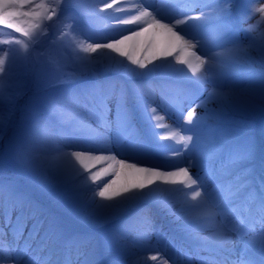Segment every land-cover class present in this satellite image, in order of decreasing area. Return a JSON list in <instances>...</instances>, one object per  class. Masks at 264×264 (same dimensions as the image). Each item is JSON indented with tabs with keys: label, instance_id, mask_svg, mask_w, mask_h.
I'll return each mask as SVG.
<instances>
[{
	"label": "snow or ice",
	"instance_id": "obj_1",
	"mask_svg": "<svg viewBox=\"0 0 264 264\" xmlns=\"http://www.w3.org/2000/svg\"><path fill=\"white\" fill-rule=\"evenodd\" d=\"M178 2H182L186 6L179 10L170 7L171 4ZM53 3L55 7L46 9L49 20L53 16L59 18L64 13L69 0H63V4L61 0H53ZM114 3L116 0H113L112 3L105 2L99 11L104 12L105 9L112 8ZM141 3L143 8L139 11L138 16L133 17L132 20L113 17L115 24L138 22L143 16L151 17V23L143 27L138 25L139 30L119 29L120 32H130V34L122 35L120 39H113L108 43L90 44L85 50L96 52L101 48L111 49L121 56H127L131 63L138 64L140 68H144L145 65L134 58L133 52L136 49L146 51L153 58H156L157 55L168 57L177 50L185 53L184 58L177 62L186 65L192 71L194 80L187 77L182 69H173V71L185 79L192 80L201 90L210 89L208 95L203 99H200L199 96L189 99V103L194 106L189 108L184 117L186 124H190L191 127L182 128V130L190 132L191 135L186 138L181 137L187 141L183 151L194 153V155L188 159L184 167H179L173 172L161 173L156 167H139L138 165L142 161L135 156L128 155L122 144L109 142L99 145L90 139H80L81 135L98 136L99 127L108 126L113 122L125 125L135 132L132 110L128 106L123 91L117 92L111 87L100 86L93 89L64 92L52 97L49 104L50 110L53 112L71 110L77 120V128L73 133L67 134L63 130L53 129L43 118L36 117L33 127L14 139L13 161L16 167L36 186L53 198L66 200L71 204L73 212L85 221H91L93 218H111L125 212L140 201L155 198L158 190L153 189L150 185L160 178H163L165 183H186L192 189V199L195 200L196 197H200V199L195 203L186 202L185 204V209L189 214L193 209L199 211L194 220H188L185 225V229L192 235L193 241L198 243L195 244L191 252L182 253L184 264H225L228 257L220 256V253L224 249L228 233H235L237 238L245 244V249L237 259L231 261V264H255L254 260L246 257V252L249 244L257 243L261 254L264 255V184L261 185V194L256 209L258 220L252 221V225L257 222L261 224L259 233H256L252 225L245 230L243 220L236 222L230 220L229 212L226 211L227 202L234 195V190L249 186L251 169H242L227 184H216L214 187H209L212 177L199 172L193 174L190 169L198 167L200 163L201 158L195 153L200 147L201 125L204 120H220L228 113L247 117L254 113L258 99L264 101V73L258 80H249L244 83H237L234 80L238 72L252 71L256 64L264 67V32L260 33L261 43L258 45L255 40L247 45L242 44L234 34L231 39H228L230 29L224 21L234 5V0H211V4L214 5L211 12L201 11L197 16H188L186 13L191 11V7L197 6L198 0H162V3L166 5L162 7H155L154 2L149 3L148 0H141ZM247 4L260 5L246 10L245 14L246 19H251L259 14L256 24L251 25L247 30L254 32L264 25V0H242V5L246 6ZM149 7L152 8L151 12L147 10ZM40 8H45V5L43 3L33 4L32 0H0V25L21 33L25 37H30V29L33 28H39L41 32H46V26L39 23L41 14L37 9ZM87 14L94 16L97 13L90 10ZM180 16L183 18H179ZM192 20L219 25L218 39L220 43L214 47L204 48L200 37L191 32L192 29L200 28L201 25L190 24L189 22ZM24 23H27L28 27H23ZM69 28L71 30L72 26L69 25ZM57 39L65 40L70 47L72 46V41L68 40L67 33H61ZM32 42H35L34 37ZM126 42H132L133 52H128L125 47H122L126 45ZM16 43H21V41H16ZM23 47L25 51L22 58H27L29 45L24 44ZM216 48L219 50H215ZM188 49L201 50L197 54L196 51L189 53ZM253 49L258 51V56L251 54ZM0 52H4V55L0 56V79H3L4 76L11 78L14 75L17 58L12 56L6 62V57L10 53L3 49H0ZM191 57H195V65H193ZM74 65L72 75L58 78L57 82L63 83L84 75H95L101 70L120 71L121 68L130 78H138L143 75L135 69L123 67L119 62H117V67L113 68L110 65L99 64L94 60L84 61L79 56L75 57ZM201 69L203 70L200 71ZM211 102H215L220 107L208 109L207 105ZM135 107L141 111L145 119H148L147 102L139 94H136ZM197 107L205 108L206 112L204 116L196 117L193 120ZM152 112H155V109H152ZM113 113L114 120H110L109 117ZM8 119L10 120L11 116ZM93 124H96L97 127L94 128ZM7 126L8 121L0 114V137L4 135ZM34 128L42 131L45 137L55 145V155L39 157L30 152L29 146L34 139ZM229 132L234 134V130H229ZM66 148L73 150L65 151ZM104 151H115V154L108 156L95 154ZM117 155L122 158L117 159ZM254 156L255 144L249 139L238 143L232 149L224 167L230 169L251 161ZM129 159L133 162H128ZM109 161L114 162L118 167H114L113 163L108 164L112 179L103 182V187H101L98 181H103V175L107 174L108 169L93 171V168L97 164ZM6 163L5 156L0 154V167ZM53 173L55 179H53ZM178 177L184 179L178 180L176 179ZM88 192L92 194L86 197L85 193ZM4 196L13 205L29 204L33 207L34 216L42 211L26 192L17 190L12 185L0 184V197ZM96 196L104 198L108 202L99 201ZM249 199H256L255 192L250 193ZM236 213L237 210L233 208L231 215L235 216ZM9 219L10 217L6 216V224L9 223ZM19 219L20 217H18ZM42 226L43 221L36 222L37 231ZM17 230L19 229L17 228ZM204 232H208L209 235L201 236L200 234ZM250 235L253 237L251 240L248 239ZM138 239L146 242L144 233H141ZM74 242L83 243V240L78 238ZM210 242L214 247L210 246ZM28 247L29 245L26 244L23 249H19L14 244L0 240V264H47V258L41 261L39 257H35L26 261L24 256ZM201 252L215 253V255L202 256ZM148 259L159 260V264H168V260L160 256L159 253ZM134 264H146V261L138 260ZM261 264H264V261Z\"/></svg>",
	"mask_w": 264,
	"mask_h": 264
},
{
	"label": "rangeland",
	"instance_id": "obj_2",
	"mask_svg": "<svg viewBox=\"0 0 264 264\" xmlns=\"http://www.w3.org/2000/svg\"><path fill=\"white\" fill-rule=\"evenodd\" d=\"M61 2L63 4V0ZM105 2L112 3L113 0H69L64 13L59 18L53 16L49 20L46 9L55 7L53 0H32L33 4L43 3L45 5V8L37 9V11L41 14L39 23L46 26V32H41L39 28H33L30 29V37H25L14 30L8 31L3 25L0 26V49L10 53L6 57V62L12 56L17 58L14 75L11 78L4 76L3 79H0V114L8 121L7 129L4 135L0 137V154H3L7 160V163L3 167H0V184L12 185L17 190L26 192L30 199L42 209L41 212L34 216L33 207L29 204L26 203L23 207L13 205L6 196L0 197V226L11 228L13 238L17 234L19 235L17 228L26 226L29 230L25 234L24 239L20 240L23 242H26L25 240H28L33 233L38 237L36 240H30L28 250L32 257H29V253L25 254L24 259L26 261L33 258V256L40 259L44 256L47 257V264H55L59 251L66 249L67 242L70 241L75 244L77 252L75 256L70 255L71 261L67 262L74 264L75 259L78 258V262L82 259L83 261L86 260V264H95L97 261H100L99 264H104L99 257L103 256L106 260L109 258L107 251L109 243L114 242L116 245H125L130 241L133 242L132 235L129 233H134V231L126 229L121 214L107 219L93 218L91 221L82 220L73 212L71 204L66 200L53 198L36 186L16 167L12 158L14 139L25 130L33 127L36 117L43 118L50 127L57 131L63 130L65 133L66 131L73 133L77 128V120L71 110L65 109L57 112L50 110L49 104L51 98L60 93L106 86L115 89L117 92L123 91L126 98L128 92L136 94L142 86L150 87V83L153 80H156L157 83L165 81L167 84H170L169 82L178 76V73L174 72L173 68H158L154 66L152 69H147V62L142 55L136 56L133 53L135 59L144 63V68H140L138 64L131 63L127 56H121L117 53L112 54V50L108 49V54L103 57L106 65L115 68L117 67V62H119L123 67L135 69L138 73H143V75L138 78H130L128 74L123 72V68H121L120 71L101 70L90 80L87 78L79 82H70L69 80L63 83L57 82L58 78L72 75L76 56H79L84 61L92 60L94 52L85 50L88 49L90 44L108 43L113 39H120L123 35L119 34L116 37L112 35L116 27L115 21L108 16V9H105L104 12L99 11L103 8ZM203 5L204 7L191 10L186 15L197 16L201 11L209 13L212 7H214L211 4V0H204ZM161 6L166 5L161 3ZM181 6V2L170 5L175 10H178ZM90 10H94L97 14L94 16L88 15L87 13ZM231 12L235 13V15L230 17ZM245 14L244 5H242L241 0H238L236 6L234 4L231 7L230 13L224 21L230 29L228 39H231L232 34H234L242 44L247 45L249 42L255 40V43L258 45L261 43L260 33L264 32V25H261L254 32H248L249 27L256 24L259 14H256L251 19H246ZM179 18H183V16ZM81 20L87 26H83ZM189 23L200 24V28L207 29L206 37L208 41L215 44L220 43L218 39L219 25L206 24L200 20H192ZM69 25L72 26L71 30ZM22 26L28 27V24L24 23ZM200 28L197 29L203 31ZM72 30H83L86 35L82 34L80 38L75 40L68 39L72 41L71 47L67 41L57 39L61 33L69 34ZM33 37L35 39L40 37V43H38L39 41L33 43ZM16 41H21V43H16ZM24 44L29 45L27 58H22L25 51ZM251 54L253 56L259 55L255 49L252 50ZM3 55L4 52H0V56ZM262 68L264 67L256 64L252 71L238 72L234 80L237 83L258 80L262 73H264L261 70ZM174 69H180V67L178 66ZM180 80L188 82L190 85L195 84L191 80L183 78ZM209 90H202V95L207 96ZM140 96L144 97L143 94H140ZM152 97H154L153 93ZM219 107L215 102L207 105L208 109H217ZM263 113L264 101L258 99L256 109L250 116L245 117L240 114L228 113L220 120L209 119L211 121L209 123L212 129L211 135L215 137V140L207 138L206 135H202V139L207 143H222L219 149L223 150H219L218 147L207 149L208 153L215 154L214 156L219 161H223L222 167L218 170V172H222L219 175L226 172L235 176L242 169L250 168L248 163L253 159L230 169L224 167L230 152L238 143L250 139L255 144V153L258 152V146L259 150L263 148L260 152L264 157ZM259 115H261V118L256 121ZM9 116H11L10 120L8 119ZM229 130H234V134L230 133ZM247 135L249 136L246 137ZM33 136L34 139L29 146L30 152L33 155L39 157L55 155L53 143L45 137L42 131L34 128ZM134 155V152H132V156ZM142 155L140 152H137L135 157L142 158ZM205 160L209 161V158H205ZM130 162L133 161L130 160ZM138 166L148 167L141 165V163ZM53 179H55L54 173ZM6 216L10 217L8 224L5 223ZM18 217H20L19 220ZM37 221H43V226L38 231L36 229ZM256 233L259 232L256 231ZM37 234L41 235L37 236ZM78 238L82 239L83 243L74 242ZM248 239H253L252 235ZM99 243L102 246V253L100 250L98 252L94 250V247ZM251 244L256 245L257 243ZM257 246L259 245L257 244ZM57 263L61 264V262Z\"/></svg>",
	"mask_w": 264,
	"mask_h": 264
},
{
	"label": "bare ground",
	"instance_id": "obj_3",
	"mask_svg": "<svg viewBox=\"0 0 264 264\" xmlns=\"http://www.w3.org/2000/svg\"><path fill=\"white\" fill-rule=\"evenodd\" d=\"M154 6H158V4H155ZM247 6H249L248 10H250L251 8L258 7L259 4H247ZM117 9H120V11H117ZM140 10H142V6L139 0H116V3L113 4V7L108 9V16H110L112 19L113 17H120L122 19L132 20L133 17L139 15ZM148 23H151V17L143 16V17H140L138 22L129 23V24H121V25L115 24L116 27L112 35L115 37L119 34L129 35L130 32H120L119 29L123 28V29L139 30V27L146 26ZM191 32L200 37V39L203 42L204 48L215 46L213 45V43L208 42V40L205 38L206 35L205 33H203V31L201 30L199 31V29H192ZM81 35L82 34L80 30H72L68 34V39L75 40V39L80 38ZM122 47H125V50L128 52H133L132 42H126V45ZM200 50L201 49H195V50L188 49L187 51L189 53L192 51H196L197 54H199ZM215 50H218V48H216ZM108 52H109L108 49H104V48L97 49L96 52H94V57L92 58V60L97 61L99 64L106 65V62L104 61L103 57L107 55ZM111 53L115 54L116 52L112 51ZM133 53L136 56L142 55L145 58L147 62V69H152L154 68V66L158 68L166 67V68L174 69L175 67L179 66L180 69H182L184 73H186L187 77H190L192 78V80H194L192 71L186 65L177 62L179 59L184 58V55H185V53L179 50H177L176 52H174L172 55L168 57H162L160 55H157L156 58L149 56V54L146 51H143L140 49H136ZM191 59H192L193 65H195L196 64L195 57H191ZM202 70L203 69H201L200 71ZM96 75L97 73L95 75H84L78 79L69 80V81L79 82L82 79L92 78ZM178 76L180 78L185 79L179 73H178ZM196 86L200 92L201 89L199 88L197 84ZM150 88H152V86ZM150 88H142V92H147L146 90H151ZM174 89H178V91L182 93L181 96L184 98L183 99L184 101L183 103L179 102L180 105H178L175 111L172 112L173 116L168 111L161 108L160 107L161 105L157 104L155 102L156 101L155 99L151 97H147L148 100H145V101L148 102L147 103L148 119H145L141 111L135 107L136 98L133 97L127 102L129 103V108L132 110L133 124L135 125V132H133L131 129H129L125 125H122V124L118 125L113 122L110 124V127L101 126L100 129H98L99 131L98 136H95V137L83 136L82 139H85V140L90 139L99 145L107 144L109 142H111V144H117V143L122 144L124 149L127 151L128 155H131L133 150L139 151V150L146 149L147 153L154 154L156 158H161V161L157 162V165L159 166V168H161V170H159L161 173L173 172V171H176V169L179 167H184L188 159L192 157L194 153L183 151L187 141L186 139H181V137L186 138L187 136L191 135V133L188 131L182 130V128L186 129V128L191 127L190 124H186L184 117L187 115V111L189 110V108L194 106V104L189 103V99L197 96V94H195L194 92H189L187 90L185 91L184 89L176 85ZM198 90H197V93H198ZM201 97L202 96H199V98ZM152 109H155V112H152ZM205 112H206L205 108L197 107L196 116H194L192 119L195 120L196 117L204 116ZM109 119L114 120V113L110 115ZM210 122L211 121L209 119H206L202 122L200 135H206L207 137L213 139L214 137L211 135L212 132H210L211 130V127L209 125ZM94 125L96 124H93L92 126ZM153 133H156L158 135H154ZM205 143L207 142H205L201 138L200 147L195 153V155L199 156L201 159H200V163L198 167H194L190 169V171L193 174H196L197 172H199L202 175L203 174L208 175L212 173L211 170H212V166L214 165V163L208 164L203 160V157L207 156L205 151L206 149H208L204 145ZM52 145L55 149V145L54 144ZM220 145L221 144H215L214 146L219 147ZM64 150L71 151L73 149L66 148ZM95 154L108 156V155H114L115 151L113 152L104 151V152H98ZM120 158L122 157L120 155H117V159H120ZM130 160L131 159H129L128 162H130ZM140 160L142 161V159ZM109 163H113L114 167H118V165H115L114 162L109 161V162H103V163L97 164L96 167L93 168V171H98L100 169H108L107 174L103 175V181L102 182L98 181L101 187H103V182H107L108 180L112 179L111 169L108 168ZM176 179L179 180V179H184V178L178 177ZM229 180H230L229 177L219 178V176L218 177L213 176L209 184V187H214L216 184H227ZM150 187L158 190L155 198L140 201L133 207L121 213L123 216V219L126 220L127 225L129 226V228H131L130 230L134 231V234H132L133 235L132 240L135 242H133L134 245L131 243H129V245L127 244L116 245L114 242L109 243L107 246L108 247L107 251L111 259L110 263L112 264H134L135 261L139 260L141 262L146 261V264H159V260L152 261L151 259H148L150 256L157 255L159 253L160 256H163L164 259L168 260V264H184V263H179V262L176 263L174 262V260L169 258L168 256L169 252L175 249V247L172 248L174 244L169 243L170 247H168L169 250L167 253L161 250L156 240L157 236L154 233L152 234V231L150 228V222H151L150 215H152L151 211L149 212L150 208H152L153 211H160L161 213L165 214V217L168 220V222L176 230H179L182 233V235H184L188 239V240L183 239L184 241L183 240L182 241L184 244L188 245V247L190 248V251H192L195 244L198 243L196 241H193L192 235L185 229V225L188 222V220L190 219L194 220L199 210L193 209L191 210V213L189 214L188 211L185 209V204L186 202L195 203L196 201L200 199V197H196L195 200H193L192 199V196H193L192 189L190 186H187L186 183L185 184L172 183V182L165 183L163 178L158 179L154 184L150 185ZM242 190L243 189L234 190V195L227 202L226 211H232L233 208L237 210L239 208V211L241 213L242 205L237 206V203L239 200V199L237 200V198L241 194ZM260 190H259V193L261 194ZM97 191H99V189H97ZM248 193L249 192H247V194ZM91 194L92 193L88 192V193H85V196L87 197ZM259 196L260 195H256L255 201L257 204L259 203ZM96 199L102 202H108L107 200L99 196H96ZM134 216H136V219ZM157 230L159 231L160 228H158ZM141 233H144L146 242L138 239ZM200 235L207 236L209 235V233L204 232V233H201ZM174 239L176 241H179L178 237H174ZM236 241H237L236 237L233 236L232 233H228L227 238L224 243V249L222 251V252L228 251V254H230L231 256H234L233 258L235 259H237L239 256V253L237 254L236 251L234 250V246H235L234 244ZM98 246L101 247V244L99 243ZM210 246L214 247V245H211V242H210ZM247 249L249 250L248 256L251 258L264 257V255L261 254L260 249H257V244L255 246L252 244H249ZM206 253H209V252H201V254H206ZM176 254H179V253H176ZM79 262H83V260H80Z\"/></svg>",
	"mask_w": 264,
	"mask_h": 264
}]
</instances>
